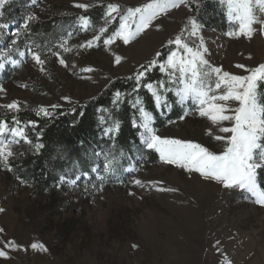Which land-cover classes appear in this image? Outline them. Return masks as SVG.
I'll list each match as a JSON object with an SVG mask.
<instances>
[{
	"label": "rangeland",
	"instance_id": "rangeland-1",
	"mask_svg": "<svg viewBox=\"0 0 264 264\" xmlns=\"http://www.w3.org/2000/svg\"><path fill=\"white\" fill-rule=\"evenodd\" d=\"M148 2L37 0L32 4L31 0H7L0 8V23L9 24L8 29H0V56L7 52L9 61L19 63H7L0 71V87L5 89L0 93V105L17 101L21 110H50L52 105L70 108L94 98L112 80L134 75L161 48L169 46L168 41L180 34L190 19H195L188 6L162 14L128 45L117 40L106 48L103 38L97 47L83 49L80 45L104 26L107 4L134 8ZM76 3L90 7L85 12L74 7ZM220 5L225 9L227 31L207 29L195 19L201 25L199 36L208 49L206 58L231 74L247 75L236 65L251 69L264 63V32H254L251 39L229 37L226 33L237 26L229 22L226 6ZM95 7L102 8L103 14L100 20L91 21L88 15ZM30 14L37 19L29 22L26 34L24 22ZM80 16L89 18L86 29L78 20ZM42 23H47L49 31H35ZM114 23L108 25L105 36L119 27V20L116 26ZM68 33L72 34L70 38ZM62 38L69 39L71 52L54 47ZM193 39L199 43L198 38ZM50 47L61 52L69 67L59 64L47 51ZM29 48L43 50L44 71L28 55ZM17 49L25 52L23 58ZM117 55L122 58L119 64L115 63ZM82 68L94 71L82 72ZM229 103L236 106L235 102ZM177 106L183 113L174 120H163L166 114L161 110L169 112L170 108L156 107L161 119L153 117L157 135L199 143L215 154L222 153L226 144L214 137L230 134L220 133L218 126L196 114L191 105ZM0 109V118L8 119L14 114ZM186 111L190 114L185 115ZM138 138L144 151L157 154L158 162L145 165L142 158L129 156L113 177L103 172V151L98 149L96 153H102L98 157V174L106 179L100 181L94 173L96 181L102 184L97 189L84 186L81 180L85 183L90 177L81 176L77 182L82 185L67 192L61 191L60 183L54 190L39 191L12 180L10 172L0 167V208L4 209L0 212V228L4 229L0 240H14L22 246L9 252L10 259H0V264H264V207L239 189H225L197 172L163 163L159 153L141 143L140 132ZM28 148L29 144L21 142L13 151L19 155ZM129 167L134 170L124 171ZM135 180L144 186L136 185ZM155 182L159 183L154 187ZM158 187L174 191H158ZM35 242L43 243L48 251L33 250L30 245Z\"/></svg>",
	"mask_w": 264,
	"mask_h": 264
},
{
	"label": "snow or ice",
	"instance_id": "snow-or-ice-1",
	"mask_svg": "<svg viewBox=\"0 0 264 264\" xmlns=\"http://www.w3.org/2000/svg\"><path fill=\"white\" fill-rule=\"evenodd\" d=\"M222 5L227 8V16L230 23L237 27L233 31L226 33L229 37L244 36L251 39L256 31L264 32V0H219ZM7 0H0V8H3ZM32 4H36L37 0H31ZM196 3V0H150L139 7H130L122 9L119 4H107L104 14V26H101L96 35L92 39L87 40L80 45L83 49H90L98 46L101 41L107 48L120 40L124 45H128L142 32L153 25L159 16L168 12L170 9L178 8L181 5L188 6ZM197 8L199 4L196 3ZM76 8L83 9L85 12L90 5L85 3H76ZM119 18V27L110 35L105 36L108 32V25L115 22ZM35 14H30L25 18L24 30L27 34L29 22L36 20ZM80 24L86 29L89 24L87 16L78 17ZM259 25V28L254 27ZM8 23H0V29H8ZM201 25L195 20L190 19L188 26L185 27L180 34L174 39L169 40L170 50L166 57L161 52H157L154 59L149 61L147 65H141L140 69L130 79H134L135 85L133 92H139L142 81L146 75L158 69L166 79H161L155 83H144L143 87L152 95L156 107L170 108L171 105L166 99L167 94L172 93L176 97L175 103L187 108L191 105L196 114L205 117L211 121L213 125L218 126L220 133L230 135H215L217 141H224L226 147L220 154L211 152L208 148L199 143L183 141L180 139L162 138L157 135L156 129L153 127V116L145 109L143 102L137 97L133 107L139 114V121L133 120V127L140 130L141 143L148 149L155 150L159 153L160 160L169 165H175L188 172H197L205 179L215 180L223 185L225 189H239L250 194L255 198V203L264 207V189L257 183L258 170L264 169V97L259 92V87L264 83V63L255 68H246L244 65H236L238 68L244 69L247 75H235L224 71L221 67L213 66L206 58L208 49L204 45L203 38L199 36ZM187 33V35H185ZM68 33V37H71ZM193 38H198L197 44ZM16 41H13L15 46ZM62 49L64 53L71 52L69 47V39L62 38L55 45ZM39 46H37V49ZM29 48L28 55L40 66L44 71L45 60L43 50ZM52 56L58 59L60 65L65 68L69 67L66 60L62 57L61 52L53 51L52 48L47 49ZM17 54L23 58L24 51L17 49ZM6 52L4 56H0V71L5 69L7 63L13 66L18 65V61H9ZM163 57V58H162ZM119 55L115 56V63L121 62ZM73 68L76 66L73 64ZM82 72H92V68H82ZM23 87H27L23 85ZM5 89L0 87V93ZM65 100L69 98L64 97ZM123 102V96L120 92H116L112 103L116 106ZM229 102H235L236 106H232ZM0 107L14 113L11 120L0 118V167L4 170L12 172V159L17 156L13 151L15 145L21 142L33 146L38 152L44 148L43 143L33 145L29 137V127L35 128L36 122L29 120L27 122L21 120L15 113H19L21 105L17 101L2 104ZM53 109L60 105H52ZM43 114L50 117L51 113L48 109L40 107L37 115ZM190 114L186 111L185 115ZM119 121L113 123L104 129V135L110 138L119 131ZM212 135L211 130L208 132ZM40 137L38 136L37 139ZM22 155V154H21ZM97 157L102 153H95ZM104 163L102 170L105 174H115L119 166V160L111 153L103 154ZM99 165L90 168L91 173L99 172ZM134 169L129 167L124 171L131 172ZM81 176H88V172L75 171L73 175H61L60 181L70 185H75L81 179ZM97 179L104 181L106 176L97 175ZM134 183L143 187L140 180ZM159 182H155L153 186ZM158 191H174V189L157 188ZM4 209L0 208V212ZM4 229L0 228V233ZM0 259L8 260L10 251L21 249V245L14 240H0ZM30 247L36 251L47 252L48 249L43 243H32ZM135 248L136 245H133Z\"/></svg>",
	"mask_w": 264,
	"mask_h": 264
},
{
	"label": "trees",
	"instance_id": "trees-1",
	"mask_svg": "<svg viewBox=\"0 0 264 264\" xmlns=\"http://www.w3.org/2000/svg\"><path fill=\"white\" fill-rule=\"evenodd\" d=\"M196 3L199 4V8H197ZM196 3L188 5L190 15H193L207 29L227 31L229 25L225 9L220 5V2L196 0ZM120 6L122 9H127V7ZM102 14L103 9L95 7L89 12L88 17L91 21L100 20L98 18ZM118 20L119 18L115 21L114 26L118 24ZM35 31L47 32L49 27L47 23H42L36 26ZM170 47L173 48L172 46H165L158 52L163 53L166 57ZM148 63L149 61L143 65ZM133 76L112 80L97 96L86 102L75 104L70 108L50 109V117H45L42 114L37 115V111L33 110H20L19 113H15L25 122L29 120L36 122L35 128L29 127L28 129L29 137L33 145L43 143L45 147L37 152L30 145V148L17 155L15 160L11 162L14 170L10 172V178L39 191L54 190L60 183L61 191L67 192V189L75 185H82L81 182L84 186L91 185L97 189L102 184L100 181H96L90 168L99 165V159L95 155L98 149L102 150L103 154L111 153L117 157L119 166L129 156L142 158L143 161L141 162L145 165L156 164L158 162L157 154L154 151H144L139 144L140 130L133 127V120L138 122L139 114L133 104L135 99L139 97L145 109L157 118V121H160L155 101L148 90L143 87V84L155 83L158 80L166 79V77L158 69H154L146 75L137 93L133 92L135 81L130 79ZM116 92H120L123 96V102L119 103L118 106L112 103ZM259 92L264 97V83L260 85ZM166 99L171 107L169 112L161 110L163 114H166L163 120L180 118L183 112L175 103L176 99L173 94H167ZM1 111L3 110L0 109V114ZM13 115H10L9 121ZM113 121H119V131L114 134L113 138L109 136L106 138L104 137V129L109 127ZM38 136L39 139H37ZM77 170L80 172L87 171L90 180H86L84 183L82 179L75 185L60 182L61 175L71 176ZM116 175L117 172L111 174L113 177ZM257 183L261 189H264V169L258 170Z\"/></svg>",
	"mask_w": 264,
	"mask_h": 264
}]
</instances>
